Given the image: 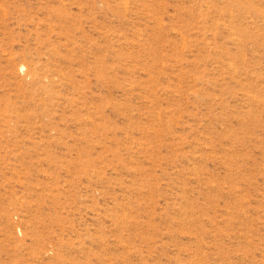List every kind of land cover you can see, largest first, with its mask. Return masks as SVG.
I'll return each instance as SVG.
<instances>
[{
  "label": "rangeland",
  "instance_id": "374dc122",
  "mask_svg": "<svg viewBox=\"0 0 264 264\" xmlns=\"http://www.w3.org/2000/svg\"><path fill=\"white\" fill-rule=\"evenodd\" d=\"M0 264H264V0H0Z\"/></svg>",
  "mask_w": 264,
  "mask_h": 264
}]
</instances>
